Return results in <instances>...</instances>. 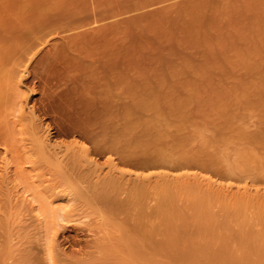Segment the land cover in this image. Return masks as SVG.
Wrapping results in <instances>:
<instances>
[{
    "label": "rangeland",
    "instance_id": "374dc122",
    "mask_svg": "<svg viewBox=\"0 0 264 264\" xmlns=\"http://www.w3.org/2000/svg\"><path fill=\"white\" fill-rule=\"evenodd\" d=\"M91 12L117 17L44 47L25 77L35 124L67 153L61 169L5 108L0 75V264H47L15 181L74 197L71 221L50 227L52 264H264V242L246 236L264 239V0H0V62L20 61L47 24ZM161 190L186 224L157 211ZM207 195L209 219L191 205Z\"/></svg>",
    "mask_w": 264,
    "mask_h": 264
},
{
    "label": "bare ground",
    "instance_id": "6f19581e",
    "mask_svg": "<svg viewBox=\"0 0 264 264\" xmlns=\"http://www.w3.org/2000/svg\"><path fill=\"white\" fill-rule=\"evenodd\" d=\"M76 16H78V17H76V18L71 17V18L61 19V20L55 21L53 23L47 24V26H44L45 28L44 27L43 28L45 30L42 29V31L44 30V34L42 36L38 37L36 42H34L33 45L29 46L28 49H25V52L22 53V54L25 55V57L23 55L22 58H18V59H20V61H17L16 62L17 64L14 63V64H16L15 67H14L13 61H12V63H10V61L12 59H14V57L11 58V59L9 57V59L7 61L8 63H10V64H8V67L13 66V68H11V67L9 68L10 70H8L7 69L8 67H6L7 63L5 64V62H0V75L2 77V80L6 83V90H4V98H5V105H7V107H5V108H7V109L11 108V110H13V114H11L12 118L15 121L19 122L24 127L26 132H29V133L31 132L32 133V135L30 134L31 135L30 137H31V140L33 141L34 148H35L37 154L39 155V157L43 161H46V162L48 161L47 164L50 167L54 168V170H56V168H60L61 169V166L63 165L62 157L66 153V152H64L65 148L63 147V149H60L59 151L55 152V150L53 148H50V146H51L50 145L51 141H49L50 138L48 137L49 140L47 138V134H49V132L51 131V130L50 131H48V130L46 131V129L49 128V127L46 125L47 128L45 127L46 129H42L40 126H38L39 125L38 123H37L38 125L35 124V122L37 121L38 117H37L36 113H34V111L30 107L27 106L28 95H29L28 93L29 92L28 91L26 92L25 91L26 89H24V87H25V77L29 73L28 72V68H29L28 64L31 62V60H33L34 56L41 49H43L44 47L49 45V47L53 49L57 45L58 46H62L61 44H63V42H64V44H66L65 43L66 41H69V40L72 41L74 38L78 37V34H80L81 31L86 26L90 27L91 25H94V26L95 25H99V23L101 24L105 20H111V19L113 20V19H115L117 17L116 14L109 13V12H105V13L102 12L100 14H97L95 12H91V15H89V17L87 19H84V17L81 16V15H76ZM77 22H78L77 26H72L73 23H77ZM92 30H96V29L93 28ZM73 36H76V37L73 38ZM35 49H37V51L36 52H32ZM49 49H47V50L49 51ZM31 52H32V54H31ZM20 53L21 52L18 53V56H19ZM12 54H14L13 56H16L14 60H17L16 59L18 57L17 56V51H16V54H15V52L12 53ZM19 57H21V54H20ZM23 59H25V60L22 61ZM3 66H5V68L7 70H4V68H1ZM5 108H4V110L6 111ZM26 108H30L31 110L27 109V111H26ZM2 112L4 114V111H2ZM17 112H18L19 115L15 116L14 114L17 113ZM42 130H43V132H42ZM40 132H42L41 135H40ZM46 140L49 143H47ZM54 143H53V145L56 144V143L55 144ZM74 143H75V145L77 147L78 143L77 144H76V142H74ZM48 144H49V146H48ZM58 144H56V146ZM73 144H72V146H73ZM62 145H63V143H62ZM63 146H65V144ZM78 146H79V148L77 149V152H80L79 156L82 157V156H84V154L87 153L88 150L85 149L84 147L80 146V145H78ZM66 147H67V150H68L69 149V145L67 144ZM76 147L74 149H76ZM9 150H10L9 148H5V150H4L5 152L4 153H6V155H8ZM107 151L109 153L114 154V148L112 146H109ZM50 152H51V154H50ZM28 163L32 164L33 161L29 159ZM174 163L175 162H174L173 159L168 160V159H166V157L163 154L157 155V158L154 159L155 166L159 167L161 169H171V166ZM10 164H11V161L5 162V166L6 167L8 166V168H9V166L13 165V164H11V165ZM111 165L113 167V164H111ZM180 165H183L181 167H185L187 164L181 163ZM8 168H6V169H8ZM6 169H5V172H6ZM178 169H180V167H178ZM10 171H13L12 168H11ZM11 175H9V176H11ZM31 179L34 182L33 184H35V182H37L36 183L37 187H39L38 186L39 182L42 185L43 181L38 179V177H34L33 176V177H31ZM13 183H14V181H13ZM12 185H14V186H12V188L13 189L15 188V192H16V190L18 191L17 192V196L15 195V198L17 197L16 198L17 200H20L21 202H23L21 206H24V207L25 206L26 207L29 206L28 208H31V210H32V211L30 210V212L31 213L34 212V215H35L34 217L37 219L39 228L41 230V233H40L41 234V238L40 239L42 240V253H43V255H44V257H45V259L47 261V264H52V261H53V258H54V249H53V247L51 245V236H50L51 228L50 227H51V224L62 225L61 222L63 220H64L65 223L68 222V221H71V219L67 220V219H64V218H66V215H67V213L69 211L75 209L74 206H73V201H74L73 198L74 197L72 196V194L70 192L65 193L66 192L65 189L62 190V191H64V194H63V192L62 193L61 192L56 193V192H52V190L49 191L47 189H43V190L40 189V191H32V189L30 190V188H26V187L22 186V184L20 182L17 183L16 181H15V184H12ZM245 187H246V185H245ZM245 187H243V189H245ZM35 190H37V189H35ZM15 192H14V194H15ZM36 193H40V196L44 197L43 203L40 202L39 199L36 197ZM161 193H162V195L160 196V203L158 204L157 211L161 212L165 208H166L165 210H167V211L171 210L175 214H179L182 222L186 224L188 222V219L183 217V215L180 213V211L175 206L174 200L172 198V195H170V191L161 190ZM243 193H244V195L246 197H248L250 195L249 193H251V192H250V189H249V192L248 191H243ZM210 196H211V194H210ZM204 198L205 197H201L200 201L199 200L198 201H193L191 205H192L193 209H195V213L198 214V217H203L205 219H209V218L213 217V215L211 213H207V211H204V205L206 204V202L208 200H211V199H210V197L208 195H207V197L205 199ZM243 200H246V199H243ZM20 201H18L19 204H20ZM245 204H247V203L244 202V205ZM49 210L51 211L50 214H48ZM225 214L230 215L231 212L226 211ZM238 214H240V213H238ZM81 219H82V217H81ZM76 220H78V219H76ZM77 222H81L82 223V220L81 221H77ZM74 223H76V221ZM242 223H244V221H242V219H240L238 224H242ZM224 228H226V229L230 228L229 224H225ZM91 230L92 229H90L89 232ZM210 230H211L210 227L199 228L198 230H195V232L193 233L192 236L194 238H196V234L197 235L206 234ZM246 236L248 238H251V239L255 240V241L264 242V239H259V238H257L255 235H253L250 232H247ZM174 245H175V243L171 244L167 248H172V247H174ZM245 247H247L249 249V250L248 249L247 250L250 251V252L253 250L249 246H245ZM241 248H242V246H241ZM255 250H256V252H260V250H258V249H255Z\"/></svg>",
    "mask_w": 264,
    "mask_h": 264
}]
</instances>
